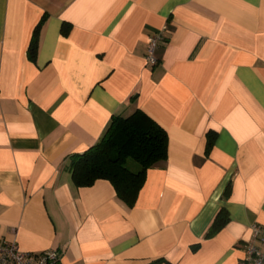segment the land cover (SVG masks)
<instances>
[{"label":"crops","instance_id":"crops-1","mask_svg":"<svg viewBox=\"0 0 264 264\" xmlns=\"http://www.w3.org/2000/svg\"><path fill=\"white\" fill-rule=\"evenodd\" d=\"M136 108L168 153L135 203L105 179L76 186L73 155ZM252 223L264 226V0H0V240L58 249L60 264H238Z\"/></svg>","mask_w":264,"mask_h":264},{"label":"trees","instance_id":"trees-1","mask_svg":"<svg viewBox=\"0 0 264 264\" xmlns=\"http://www.w3.org/2000/svg\"><path fill=\"white\" fill-rule=\"evenodd\" d=\"M47 19L44 13L34 26L27 56L31 61L37 58L40 31ZM63 34L68 32V24L62 26ZM215 137L209 132L206 149L209 150ZM168 153V135L153 117L141 108L128 115L114 114L102 137L84 152L74 154L71 163L73 182L78 187L90 186L99 179L112 183L116 194L125 204L132 206L138 196L149 167L164 161ZM128 161L138 165L131 169ZM229 191L227 188L226 193ZM228 215L219 211L209 234L221 229Z\"/></svg>","mask_w":264,"mask_h":264},{"label":"built area","instance_id":"built-area-1","mask_svg":"<svg viewBox=\"0 0 264 264\" xmlns=\"http://www.w3.org/2000/svg\"><path fill=\"white\" fill-rule=\"evenodd\" d=\"M162 37V30L147 37L145 59L148 63H157L155 50ZM60 257L61 252L55 248L28 252L21 250L16 241L0 240V264H60ZM238 264H264V226L261 224H251V236L244 240V254Z\"/></svg>","mask_w":264,"mask_h":264},{"label":"rangeland","instance_id":"rangeland-1","mask_svg":"<svg viewBox=\"0 0 264 264\" xmlns=\"http://www.w3.org/2000/svg\"><path fill=\"white\" fill-rule=\"evenodd\" d=\"M128 165L130 166L131 169H137L138 168V165L133 161H128Z\"/></svg>","mask_w":264,"mask_h":264}]
</instances>
